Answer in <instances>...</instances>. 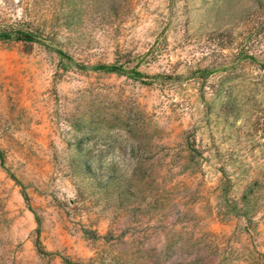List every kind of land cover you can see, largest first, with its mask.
<instances>
[{
    "label": "rangeland",
    "instance_id": "rangeland-1",
    "mask_svg": "<svg viewBox=\"0 0 264 264\" xmlns=\"http://www.w3.org/2000/svg\"><path fill=\"white\" fill-rule=\"evenodd\" d=\"M16 30L0 264H264V0H0Z\"/></svg>",
    "mask_w": 264,
    "mask_h": 264
},
{
    "label": "trees",
    "instance_id": "trees-1",
    "mask_svg": "<svg viewBox=\"0 0 264 264\" xmlns=\"http://www.w3.org/2000/svg\"><path fill=\"white\" fill-rule=\"evenodd\" d=\"M11 40H15L18 42H27V43L39 42L36 35L34 33H31V32L21 31V30L10 31V32L9 31L0 32V41H11ZM57 53L61 56L62 55L66 56L61 51H57ZM91 69L94 71H97V72L114 73V74H119V75H124V74L129 75L132 78H134L138 81H141L146 85L153 84L152 81H147L150 78H152V79H159V78L165 79L164 78L165 76H162V75H155L154 77H151L150 75H147V74L143 73L142 71H140L137 67L128 69L124 66V64H121L118 62L113 63V64L96 65V66L91 67ZM203 74H205V75H203V78H207V76L212 74V72L205 70ZM0 162H1V165L4 168H6V159H5V157L1 151H0ZM85 166L87 168L88 165L85 164ZM13 178H15V177H13ZM23 195H24L25 200L28 203L29 202L28 194L24 191ZM66 263L70 264L67 260H66Z\"/></svg>",
    "mask_w": 264,
    "mask_h": 264
}]
</instances>
